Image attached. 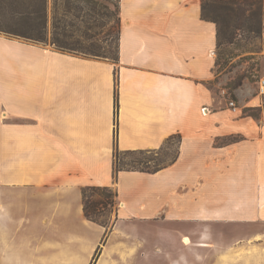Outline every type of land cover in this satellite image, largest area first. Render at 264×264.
<instances>
[{
  "label": "crops",
  "instance_id": "0c3cea01",
  "mask_svg": "<svg viewBox=\"0 0 264 264\" xmlns=\"http://www.w3.org/2000/svg\"><path fill=\"white\" fill-rule=\"evenodd\" d=\"M118 3V63L0 34V264H198L226 225L264 235V102L237 90L234 111L209 88L203 0ZM174 137L175 162L115 177L116 153ZM90 187L118 194L109 229L85 216Z\"/></svg>",
  "mask_w": 264,
  "mask_h": 264
},
{
  "label": "trees",
  "instance_id": "16d2710c",
  "mask_svg": "<svg viewBox=\"0 0 264 264\" xmlns=\"http://www.w3.org/2000/svg\"><path fill=\"white\" fill-rule=\"evenodd\" d=\"M49 2L50 0H0V34L41 45L50 43L62 52L93 58L102 57L100 50L87 51L79 43H74L72 40L74 38L91 40L93 37L87 38V36L105 26L110 18L108 1L51 0L54 12L51 35L48 29ZM263 6L264 0H203L202 11L204 19L215 23L217 26V48L223 43H231L235 33L245 29L250 20H257L260 27L262 25ZM116 11L118 30L117 56L113 61L110 60L114 63H118L119 50L120 9L118 0ZM227 64L228 61L220 54L219 59L216 61V66L224 67ZM243 84L244 79L240 78L232 86L229 92V100L237 102L234 91L241 88ZM208 86L211 88V83ZM118 109L117 101V114ZM245 112L247 113L248 110ZM174 139L176 138L174 137ZM177 157L178 153L168 164L154 169L117 167L115 162L114 175L117 178V175L123 171L157 173L175 162ZM113 191V188L110 187H90L84 190V212L88 220L104 228L109 227V220L105 219V213L107 210H112V208L115 209V212L118 209V194ZM99 253L100 248L96 253V258Z\"/></svg>",
  "mask_w": 264,
  "mask_h": 264
},
{
  "label": "rangeland",
  "instance_id": "374dc122",
  "mask_svg": "<svg viewBox=\"0 0 264 264\" xmlns=\"http://www.w3.org/2000/svg\"><path fill=\"white\" fill-rule=\"evenodd\" d=\"M106 1H108L110 18L107 20L105 26L90 33L87 38L93 37L91 40L79 38H72L73 40H71L74 43H79L87 51L100 50L102 53L100 54L102 56L100 58L113 61L117 56V0ZM261 20L262 25L260 27L257 20H250L245 29L235 33L231 43L221 44L214 52L216 61L219 59L220 54L228 61L226 66H216L215 69V79L211 82V88L217 95H225L228 98L232 86L241 78L244 79V84L237 90H242L246 100H249L252 96H259L264 102V94L260 92V81L264 79V6ZM53 22L54 12L50 0L48 8V29L50 35L53 29ZM46 45L52 46L50 43ZM237 90L234 91L235 95ZM228 101L231 100L228 98ZM178 146V139H174L166 149L155 154L118 153L116 154V164L117 167L154 169L158 166L166 165L173 160L177 156ZM105 214V219L109 220V227L107 228L109 229L115 220V209L107 210ZM260 226H244V224L236 226L234 224L226 225L227 228L223 234L224 236L221 235L216 244L219 250L217 248V250H203L198 264H264V235L255 233L257 229H260ZM215 228L222 229V226L217 225ZM243 228L255 230L248 229L242 231L241 229ZM184 232V230L178 231L173 235L175 236L172 242V253L174 256L180 257L181 255L185 256L189 254L188 246H184L181 242V237L185 234ZM103 235L104 233L102 237ZM232 246L234 249H230ZM240 248L247 249V252L239 257L234 256V251ZM230 258L232 263L229 262Z\"/></svg>",
  "mask_w": 264,
  "mask_h": 264
},
{
  "label": "built area",
  "instance_id": "2783aa9c",
  "mask_svg": "<svg viewBox=\"0 0 264 264\" xmlns=\"http://www.w3.org/2000/svg\"><path fill=\"white\" fill-rule=\"evenodd\" d=\"M215 56V53H212ZM260 92L261 94H264V79L260 81ZM229 107H231L234 111H236L238 108L235 104V101L231 100L229 101ZM208 109H204L202 112L203 114H206V111Z\"/></svg>",
  "mask_w": 264,
  "mask_h": 264
},
{
  "label": "bare ground",
  "instance_id": "6f19581e",
  "mask_svg": "<svg viewBox=\"0 0 264 264\" xmlns=\"http://www.w3.org/2000/svg\"><path fill=\"white\" fill-rule=\"evenodd\" d=\"M189 242V241H188Z\"/></svg>",
  "mask_w": 264,
  "mask_h": 264
}]
</instances>
